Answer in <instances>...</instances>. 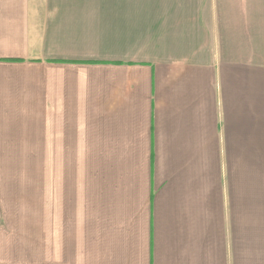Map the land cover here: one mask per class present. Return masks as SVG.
Instances as JSON below:
<instances>
[{"label": "crops", "instance_id": "obj_1", "mask_svg": "<svg viewBox=\"0 0 264 264\" xmlns=\"http://www.w3.org/2000/svg\"><path fill=\"white\" fill-rule=\"evenodd\" d=\"M0 264H264V0H0Z\"/></svg>", "mask_w": 264, "mask_h": 264}, {"label": "rangeland", "instance_id": "obj_2", "mask_svg": "<svg viewBox=\"0 0 264 264\" xmlns=\"http://www.w3.org/2000/svg\"><path fill=\"white\" fill-rule=\"evenodd\" d=\"M75 158H71L72 163ZM18 168H58V158L25 157L18 158Z\"/></svg>", "mask_w": 264, "mask_h": 264}]
</instances>
